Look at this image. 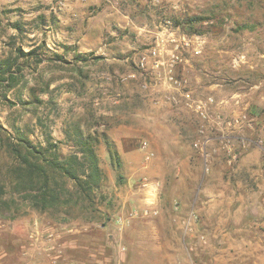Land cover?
Masks as SVG:
<instances>
[{
    "label": "rangeland",
    "instance_id": "1",
    "mask_svg": "<svg viewBox=\"0 0 264 264\" xmlns=\"http://www.w3.org/2000/svg\"><path fill=\"white\" fill-rule=\"evenodd\" d=\"M173 37L202 42L181 51L185 88L139 65ZM3 69V133L62 158L90 137L106 199L89 222L31 207L0 141V264H264V0H0ZM184 90L254 118L232 151L210 132L208 170Z\"/></svg>",
    "mask_w": 264,
    "mask_h": 264
},
{
    "label": "trees",
    "instance_id": "2",
    "mask_svg": "<svg viewBox=\"0 0 264 264\" xmlns=\"http://www.w3.org/2000/svg\"><path fill=\"white\" fill-rule=\"evenodd\" d=\"M198 19L200 18L190 20ZM9 72L8 69L0 70V80ZM105 139L107 144H110L107 138ZM0 141L4 142L6 151L13 160V183L16 188H24L31 207L50 212L59 211L61 207L69 205L70 208L80 209L85 214L84 221L96 219L95 212L99 203L106 199L102 191L106 175L90 137H80L81 156L76 153L63 158L58 155L50 136L47 139L49 148L46 150L48 153L52 150V157L44 155L26 137L12 139L1 129ZM111 158L115 161L117 169H120L122 163L116 151H111Z\"/></svg>",
    "mask_w": 264,
    "mask_h": 264
},
{
    "label": "built area",
    "instance_id": "3",
    "mask_svg": "<svg viewBox=\"0 0 264 264\" xmlns=\"http://www.w3.org/2000/svg\"><path fill=\"white\" fill-rule=\"evenodd\" d=\"M165 24H170V20H166ZM172 42V47L167 48L163 44H158V46L152 47L147 55H144L139 65L142 68H145L148 65V59L151 61V68L154 70H160L164 68L166 80L173 84L177 88L187 87V81L179 76V68L182 62L184 61L181 51L183 49H192L197 54L202 53L201 40L199 37L194 38H176L173 37L170 39ZM198 44V45H195ZM183 90V89H182ZM182 96L186 100L187 104L194 109L199 120L200 127L197 131L198 139L195 142V147H197L205 160V167L209 169V143L213 140L210 136V132L217 130L221 132V138L226 140V147L229 151H232V144L230 143V138L227 130L231 128H244L252 127L254 123V118L249 111H242L237 115H234L232 118L225 120L220 113H213L214 108L217 106L219 101L216 100L214 96H206L203 98L195 99L192 97V92L187 90L183 91ZM176 102L178 99L174 98ZM236 104H240L239 97L235 99ZM224 123L226 125L224 126ZM260 142H262L260 140ZM231 153V152H230ZM233 158L236 157V154L232 155ZM148 210L146 209L147 213ZM157 211H153V214H156ZM120 223H123V219L118 220ZM125 249V247L123 248Z\"/></svg>",
    "mask_w": 264,
    "mask_h": 264
},
{
    "label": "crops",
    "instance_id": "4",
    "mask_svg": "<svg viewBox=\"0 0 264 264\" xmlns=\"http://www.w3.org/2000/svg\"><path fill=\"white\" fill-rule=\"evenodd\" d=\"M245 105L247 106V104H244V106H245ZM80 262H81V261H80ZM83 263H85V262H83Z\"/></svg>",
    "mask_w": 264,
    "mask_h": 264
}]
</instances>
